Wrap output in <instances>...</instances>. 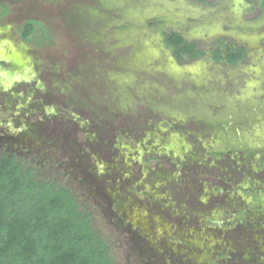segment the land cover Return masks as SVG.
I'll use <instances>...</instances> for the list:
<instances>
[{"label":"rangeland","instance_id":"obj_1","mask_svg":"<svg viewBox=\"0 0 264 264\" xmlns=\"http://www.w3.org/2000/svg\"><path fill=\"white\" fill-rule=\"evenodd\" d=\"M7 156L111 264H264V0H0Z\"/></svg>","mask_w":264,"mask_h":264},{"label":"trees","instance_id":"obj_2","mask_svg":"<svg viewBox=\"0 0 264 264\" xmlns=\"http://www.w3.org/2000/svg\"><path fill=\"white\" fill-rule=\"evenodd\" d=\"M31 32L24 24L22 39ZM166 45L178 61L200 54L178 34L167 35ZM239 56L226 59L235 63ZM88 218L68 189L39 182L14 156L0 158V264H111Z\"/></svg>","mask_w":264,"mask_h":264}]
</instances>
